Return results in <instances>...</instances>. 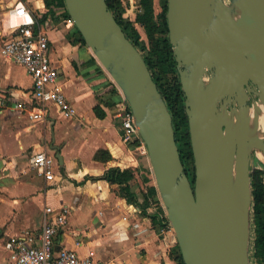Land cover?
<instances>
[{
    "label": "water",
    "instance_id": "obj_1",
    "mask_svg": "<svg viewBox=\"0 0 264 264\" xmlns=\"http://www.w3.org/2000/svg\"><path fill=\"white\" fill-rule=\"evenodd\" d=\"M86 46L127 102L184 264H250V173L264 137V0H167L194 163L185 172L172 116L106 0H64ZM59 164L62 156L56 155Z\"/></svg>",
    "mask_w": 264,
    "mask_h": 264
},
{
    "label": "crops",
    "instance_id": "obj_2",
    "mask_svg": "<svg viewBox=\"0 0 264 264\" xmlns=\"http://www.w3.org/2000/svg\"><path fill=\"white\" fill-rule=\"evenodd\" d=\"M25 1L47 34L58 84L77 116L64 118L49 105L47 117L38 122L29 118V111L15 109L16 104H26L32 79L24 68L0 55V264H13L2 246L5 242L27 231L38 236L44 208L57 210L64 205L70 210L55 237L56 248L75 250L81 257L91 254L93 264H178L175 243L169 244L161 226L152 223L158 206L152 204L143 213L120 195L117 185L103 179L106 171L118 167L133 171L132 193L139 195L153 185V179L142 181L144 176L152 178L148 156L134 157L122 142L115 108H104L103 119L93 112L98 95L112 81L86 44L68 41L75 26L65 23L61 7L49 10L44 0ZM8 30L5 12L0 10V33ZM98 150L108 151L111 160H95ZM37 151L56 160L51 182L25 167L27 153Z\"/></svg>",
    "mask_w": 264,
    "mask_h": 264
},
{
    "label": "built area",
    "instance_id": "obj_3",
    "mask_svg": "<svg viewBox=\"0 0 264 264\" xmlns=\"http://www.w3.org/2000/svg\"><path fill=\"white\" fill-rule=\"evenodd\" d=\"M0 10L5 12L10 30L5 35L0 33V55L24 68L33 84L26 104H16L14 108L29 111V118L38 122L47 117L49 105L56 107L64 118L72 119L77 116V110L67 100L58 84V71L49 58L48 37L41 29L38 17L32 13L25 0H7L5 3L0 0ZM64 21L68 25H74L70 17ZM118 93L120 100L115 106V114L122 142L130 150L134 145L144 151L145 145L136 127L135 118L121 93ZM29 164L46 182L54 180L56 160L47 152L33 153ZM69 210L66 205L57 210L50 206L45 207L38 236L27 231L21 237L13 238L2 245L8 252L10 261L13 264H93L91 254L81 257L75 250L56 248L55 237L66 224ZM164 214L166 217L165 211ZM161 228L167 242L174 244L175 236L170 225H162ZM80 245V242H76V246Z\"/></svg>",
    "mask_w": 264,
    "mask_h": 264
},
{
    "label": "trees",
    "instance_id": "obj_4",
    "mask_svg": "<svg viewBox=\"0 0 264 264\" xmlns=\"http://www.w3.org/2000/svg\"><path fill=\"white\" fill-rule=\"evenodd\" d=\"M138 10L135 21L124 17L125 8L121 0H106L109 10L121 26L127 38L134 44L142 55L151 73L153 81L156 83L160 94L162 95L166 106L172 116L173 127L175 131V140L178 146L181 161L185 172L194 185V163L188 131L187 115L184 106V93L181 89L179 75L176 68L175 58L172 52V46L168 37L167 26V0H160L161 11L155 14L153 0H137ZM46 8L61 7L63 17L69 18L65 9L64 0H44ZM138 24L147 37V43L143 42L139 31L135 27ZM68 41L71 44H85L81 34L75 28V31L69 35ZM98 104L93 108L95 116L99 119L106 117L104 108L112 110L120 100V94L113 83H109L107 88L97 97ZM111 155L106 150H98L94 159L101 162L111 160ZM103 179L109 184L118 186V191L128 203L139 205L143 213L146 208L155 204L158 206L156 214L151 216L153 224L167 225L163 208L155 185H147L139 194L131 192L129 182L134 179V173L131 169H120L118 167L110 168L103 175ZM251 202L249 210L250 235L249 239V260L255 258L256 264H264V170L252 168L250 173ZM152 178L144 176V183L151 181ZM141 199V204L138 200ZM162 216V218L159 216ZM252 240V241H251ZM176 242V241H175ZM252 243V246H250ZM176 260L178 264H184L177 243L174 246ZM251 264V263H250Z\"/></svg>",
    "mask_w": 264,
    "mask_h": 264
},
{
    "label": "rangeland",
    "instance_id": "obj_5",
    "mask_svg": "<svg viewBox=\"0 0 264 264\" xmlns=\"http://www.w3.org/2000/svg\"><path fill=\"white\" fill-rule=\"evenodd\" d=\"M121 2L123 4V7L125 8L124 17L127 18V19H129V20H131V21H135L136 12L138 10V1L137 0H121ZM153 6H154V12H155V14H159L160 11H161L160 0H153ZM135 27L139 31L142 41L145 42V43H147L148 42L147 41V37H146L143 29L138 24H136V23H135ZM9 31L10 30H8V32ZM111 116L112 117H109V118H112V120L115 122L114 117H113V114H111ZM116 124H117V122H116ZM94 147L96 148V146H94ZM73 149H75V151L76 150L78 151V147H75L74 146ZM131 151H133V153H134L133 156L136 157V158H140L144 154H145L144 155L145 158L148 156L147 155L146 148L143 151L141 148H138V147H136V146L133 145ZM30 156L31 155H29V153H27V156L25 157V165H26L25 167L28 170H33L31 168L30 164H29V158H30ZM251 168H258V169L264 170V158H263V156L260 153L255 152L253 154V158H252V162H251ZM153 184L155 185L154 180H153ZM250 238L252 239V234L250 235ZM250 246H252V243H251ZM255 260H256L255 258H251L250 263L251 264H256V261Z\"/></svg>",
    "mask_w": 264,
    "mask_h": 264
},
{
    "label": "bare ground",
    "instance_id": "obj_6",
    "mask_svg": "<svg viewBox=\"0 0 264 264\" xmlns=\"http://www.w3.org/2000/svg\"><path fill=\"white\" fill-rule=\"evenodd\" d=\"M255 127L259 134L264 137V108L260 106L257 111V116L255 120Z\"/></svg>",
    "mask_w": 264,
    "mask_h": 264
}]
</instances>
